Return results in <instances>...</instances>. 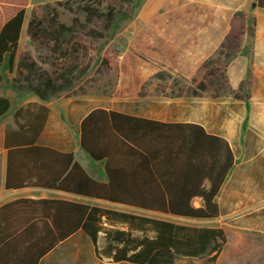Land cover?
I'll use <instances>...</instances> for the list:
<instances>
[{"label":"trees","instance_id":"obj_1","mask_svg":"<svg viewBox=\"0 0 264 264\" xmlns=\"http://www.w3.org/2000/svg\"><path fill=\"white\" fill-rule=\"evenodd\" d=\"M49 1L63 6L60 0ZM26 5L27 0H18L22 8L0 29V87L7 82L4 72L11 73L15 68V78L8 81V86L17 94L32 92L40 101L47 102L72 93L92 67L88 42L103 39L120 14L114 8L99 13L95 8L86 7L84 22L74 18L70 25H65L58 20L54 7L47 6L42 14L31 11L26 35L32 43L50 52L52 61L47 71L29 57L17 61ZM257 5L264 8V0H258ZM98 18L103 19L102 31L90 27ZM229 42L223 45L228 49L226 58H231L237 47L236 43ZM202 67L210 82H198L190 92L193 96L207 87L221 89L213 82L222 76L219 66ZM117 68L118 54L105 52L99 69L115 71ZM158 77L164 79L161 75ZM33 107L36 106L31 104L25 110L27 118L23 124L16 122L20 112L15 114L17 129H9L5 134L6 189L45 188L174 216L218 217L215 197L234 163V155L223 138L209 135L194 124L161 123L95 109L81 121L79 143L95 161L106 160L108 182L101 184L90 179L73 162L71 154L35 145L47 110L38 107L34 114ZM9 108V100L0 92V118ZM131 156L140 160L131 168L134 176L130 175L129 166L115 164L120 158ZM134 185L140 189L134 190ZM194 197L203 201L200 208L191 207ZM34 203L44 205V211L49 209L53 217L50 222H17L15 236L7 233L8 222H0V264H6L4 256L8 250L4 241L7 239L17 240L19 249L15 253L20 264H38L48 251L78 230L89 237L98 258L128 264H174L182 257L205 258L212 264L224 242L220 229L179 226L61 200ZM114 223L126 225L128 230H119ZM133 232H141V236H133ZM99 233L106 241L102 249L96 248Z\"/></svg>","mask_w":264,"mask_h":264},{"label":"crops","instance_id":"obj_2","mask_svg":"<svg viewBox=\"0 0 264 264\" xmlns=\"http://www.w3.org/2000/svg\"><path fill=\"white\" fill-rule=\"evenodd\" d=\"M226 1L235 3L240 8L245 7L247 4L253 8L255 23L253 31L254 41L250 44L245 43L241 45V49L243 50L241 52L242 60L240 65H249L252 68H257L255 71L256 78L258 81L264 83V8L257 5L258 0ZM31 2L32 0H27L20 40L22 34L26 33L28 23L27 10ZM19 8L22 7L18 6V0H0V29ZM148 33L152 36L155 35L153 32ZM221 47L228 52L223 43ZM224 57L226 58V54ZM14 73L15 68L11 73L5 71L4 76L6 80L11 81ZM155 78L158 81H165L164 77L163 80L158 76H155ZM157 88L159 92L157 95L152 94L150 90L140 91L139 87L135 85L131 93L129 92L126 96H118L116 90L111 96L103 90L97 92L95 95L85 94L84 91H81L77 96H67L69 93L62 94L47 102L40 101L32 92L17 94L12 91V96H9L0 90L1 95L10 102L8 112L0 118V222H8L7 233L15 236L16 231H14V228L17 222H50V218L53 216L51 215L52 213H49V209H46L48 213L46 216V211H44L45 206L34 202L61 200L161 220L179 226L220 229L223 232L224 242L221 243L220 251L212 264H250L249 260L256 259L260 262L257 264H264V247L256 246L253 243L254 240L264 243V100L262 104L251 108L249 112L250 116H253L251 120L253 121L252 125L255 129L256 137L248 138L242 136L236 139L235 133L229 128L230 124H225L223 128L225 129V133H218L217 131L220 127H217V124L212 120L208 121L205 114L201 113L199 102H197L194 109L193 106H189L192 102L168 98L164 92V86H157ZM141 92L143 95L140 94ZM261 96L264 99V90ZM179 98L181 97L179 96ZM186 102L187 105L185 106ZM31 104L36 106L31 109L34 114L37 113L38 107H43L47 110L44 125L35 145L49 148L61 154H71L73 162L90 179L101 184L108 182L106 160L95 161L81 149L79 143L81 121L95 109L113 111L161 123L194 124L202 127L209 135L223 138L234 155V163L215 197L219 211L218 217L216 219H197L174 216L142 207L112 203L45 188L25 187L6 189L7 149L5 147V134L9 129H17L16 122L18 124L25 122V118H27L25 110ZM19 112L20 116L16 118L15 122L14 116ZM235 148L238 149V156ZM139 161L131 156L120 158L115 164L129 166L130 175L134 176V169L131 168L140 163ZM132 188L134 190L140 189L135 185ZM23 201H27V203ZM202 204L203 201L199 197H194L190 201L191 207L195 209L200 208ZM215 223L218 225H213ZM113 226L119 230H128L127 226L123 224L114 223ZM232 230L238 232V242L241 249L238 252L232 250L235 247V242L230 236ZM133 236L140 237L141 232H133ZM149 236H152V233H149ZM252 237L255 239L253 240ZM4 242L6 245L5 249L8 250L4 256V262L6 264H20V259L15 253L19 249L17 240L13 238L12 240L7 239ZM88 242L92 247V253L96 259L113 262L110 258H98L95 255V247L89 237L81 230H78L48 251L41 257L38 264H87L86 253ZM105 245L104 235L99 233L96 248L102 249ZM184 260L208 264L205 258L189 257H182L174 264Z\"/></svg>","mask_w":264,"mask_h":264},{"label":"rangeland","instance_id":"obj_3","mask_svg":"<svg viewBox=\"0 0 264 264\" xmlns=\"http://www.w3.org/2000/svg\"><path fill=\"white\" fill-rule=\"evenodd\" d=\"M60 2L63 6L49 0H32L27 10V20L31 11L42 14L47 6L56 9L58 20L65 25H70L74 18L84 22L86 7L95 8L99 13L114 8L120 14L103 39L88 42L92 67L88 75L67 96H77L80 90L91 95L103 90L109 96L116 90L118 96H126L135 85L140 91L150 90L157 95V86H164L168 98L192 102L189 106L194 109L199 102L201 113L205 114L208 121L212 120L220 127L218 133H225V124H230L229 128L235 133L236 139L242 136L256 137L251 120L253 116L249 112L251 108L263 103L261 95L264 83L256 78L257 68L240 65L243 50L241 45L254 41L253 8L249 4L240 8L226 0ZM90 27L102 31L103 19H94ZM226 42L237 44L229 59L224 57L227 51L221 47ZM105 52L118 54V68L115 71L99 69ZM22 57H29L39 68L50 71V52L32 43L25 32L20 40L17 61ZM202 65L210 69L215 65L219 66L222 76L213 82L221 89L217 91L211 86L193 96L190 92L196 89L198 82H210L204 76L205 69ZM158 75L163 76L165 81H158L155 78ZM8 81L10 80L3 83L0 90L12 96ZM235 151L238 156V149L235 148ZM230 236L235 242L232 250L240 251L238 232L232 230ZM253 243L264 247L262 241L254 240ZM86 261L87 264H125L96 259L89 242ZM249 263L260 262L256 259L249 260ZM177 264L204 263L184 260Z\"/></svg>","mask_w":264,"mask_h":264}]
</instances>
